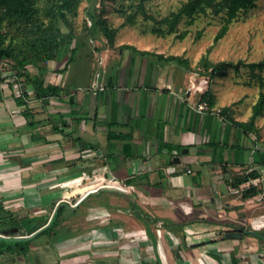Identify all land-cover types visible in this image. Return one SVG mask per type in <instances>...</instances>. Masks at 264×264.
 <instances>
[{
  "label": "crops",
  "instance_id": "0c3cea01",
  "mask_svg": "<svg viewBox=\"0 0 264 264\" xmlns=\"http://www.w3.org/2000/svg\"><path fill=\"white\" fill-rule=\"evenodd\" d=\"M93 39L90 36L73 55L68 51L66 56L47 62L41 75L45 84L61 88L58 96L36 97L26 83L27 96L20 103L11 85L0 81L3 188L9 192L11 186L16 190L25 187L28 176L44 175L47 162L65 166L72 162L93 180L88 187L93 185L97 190H88L81 197L83 202L105 193L129 206L134 199L141 209L150 204L160 217L151 219L156 235L162 236L165 230L176 234L164 226V215L167 222L189 234L187 245H199L193 250L199 252L202 264H264V238L255 232L264 234V205L243 207L245 200L259 197L261 192L241 200L237 191L246 181L238 187L232 185L236 176L256 171L259 176L249 179L254 180L251 185L264 188V162H257L263 161L264 155L260 160L253 158L256 144L250 133L214 112H198L192 97L184 94L192 72L158 57L170 53L153 44L135 48L131 42H118L117 37L113 47L92 46ZM28 72L35 75L38 70L30 66ZM95 82L102 83L104 89L93 88ZM213 108L219 109L215 103ZM105 176L132 186L130 197L100 192L98 182ZM27 188L29 204H39L44 195L41 189ZM247 213L252 214V218L246 217L251 228L242 226V216ZM143 226L139 232L148 234L149 225ZM149 241L148 249L157 252L162 264H189L193 260L184 253L174 255L172 250L165 255L159 247L165 240L162 244L152 238ZM30 249L31 243L26 256L20 254L29 264ZM16 255L4 253L0 258ZM115 259L119 264L152 262L126 255ZM105 260L87 257L65 263L102 264Z\"/></svg>",
  "mask_w": 264,
  "mask_h": 264
},
{
  "label": "rangeland",
  "instance_id": "374dc122",
  "mask_svg": "<svg viewBox=\"0 0 264 264\" xmlns=\"http://www.w3.org/2000/svg\"><path fill=\"white\" fill-rule=\"evenodd\" d=\"M184 1L186 0H147L145 7L148 13L156 19H160L176 11ZM94 2V6L90 7V1L81 0L77 15L71 19L76 34H86L85 28L90 26L87 11L93 12L96 9L97 13H101L102 17L106 18L110 26L118 29L115 36L118 42H131L135 48L153 44L165 53L187 58L189 68H186L192 72L191 75L193 73H198L199 76L211 74V67L205 69V63L215 65L224 61L238 64L237 68L225 67L224 70L211 77L210 94L217 108H228L229 114L239 121L250 119L251 106L257 101L260 92L264 93V69L260 70L257 67L252 69L247 65L251 62L264 60V0H257L254 8L239 12L230 23L226 34L216 43H213V38L223 23L222 14L199 15L191 24L182 20L175 34L159 35L151 31L157 24L151 20H144L141 15L136 16L133 24L122 25L124 18L118 10L123 6L127 12H133L129 5L135 1L95 0ZM62 29L66 34V27L62 26ZM182 32L185 33V36L182 39L178 38L177 34ZM91 37L94 38V42L91 41L92 46L104 47L107 45L106 38L97 30ZM21 80L23 79L21 78ZM260 83L263 84L262 87ZM21 86L25 91V85ZM255 125V131L250 132V137L256 144L253 158L260 160L263 158L261 155H264L262 153L264 152V110L256 118ZM44 169L46 171L41 177L38 173H34L31 177L28 176V183L23 184L25 187L18 188V191L11 186V191L8 192V189L3 188L2 181H0V205L19 219L35 216L36 220L33 225L35 228L49 221L57 203L63 202L74 208L65 210L59 218L55 227L57 231L55 235L50 236V231H48L30 241V264H35L40 260L44 262L43 264H62V260H65L64 264H72L65 262L68 259L72 262L87 260V257L93 260L106 259V262L103 261L102 264H119L115 258L121 255L152 261H144L142 264H162L157 260V252L152 248L148 249V245H151L150 238L157 244L165 240V242L163 241L164 246H159L161 251L166 252L165 255L172 250L174 255L184 253L185 256H192L193 260L189 264L201 263L199 252L193 250L199 245H187L185 238L189 234L180 230L179 226H176V234L166 233L165 230L162 232V236L156 235L155 227H153L154 222L151 219L160 217L153 213L150 204H146L149 206L147 209H141L134 199L129 206L105 193L88 197L84 202L77 204L87 192L97 191L95 188L87 189L93 180H88L86 173L75 169L72 162H67L66 166L63 163L47 162ZM109 179L111 178L105 176L98 183L106 185ZM30 186L33 189L37 187L43 192L44 195L39 204L37 201L34 205H30L26 199V191L29 189L27 187ZM102 189L105 188H101L100 192L104 191ZM263 190L264 188L260 185L259 197L247 200L248 202L245 200L243 207L250 209L253 206L264 205ZM15 191L17 193H14ZM125 194L130 197L129 193ZM237 194L241 200L244 199L241 189L237 191ZM8 195L13 197L8 198ZM130 207L134 208L131 210ZM2 215L5 214L2 213ZM251 215L247 213V216H242L244 219L241 221L244 228H251V223L246 218H252ZM149 216L151 218H147ZM163 216L161 218L166 221ZM145 224H148L151 229L148 234L140 233L138 230V228H144ZM3 230L9 231L7 236L27 234L26 231L11 232V229L4 228L0 234H4ZM183 248L185 252L182 251ZM18 255L0 258V264H29L27 259Z\"/></svg>",
  "mask_w": 264,
  "mask_h": 264
},
{
  "label": "trees",
  "instance_id": "16d2710c",
  "mask_svg": "<svg viewBox=\"0 0 264 264\" xmlns=\"http://www.w3.org/2000/svg\"><path fill=\"white\" fill-rule=\"evenodd\" d=\"M90 1V7L94 6L95 0ZM129 7L133 12H127L124 7L118 12L123 16L122 25L133 24L137 15H141L144 20H151L157 24L151 31L154 34L165 35L176 33L179 24L185 20L187 24H191L199 15L222 14L223 23L214 34L213 43H216L228 31L230 23L236 18L239 12L245 11L256 6L257 0H186L181 6L163 18L156 19L146 10L147 0H133ZM81 0H0V62H7L10 69L14 71L19 79H23V84H30L33 87L36 97H55L61 92L59 86L45 84L41 75L46 70L47 62L56 59L60 55L66 56V52L73 55L77 48L85 46L87 39L97 30L103 37L106 38L107 45L113 47L114 40L118 29L109 25L105 17L101 13L95 11H87V18L90 26L85 28V35L76 34L74 27L71 24V19L77 15L78 6ZM66 27L67 32L64 34L62 29ZM185 33H178V38H183ZM73 39L75 44L70 47ZM124 47V46H122ZM209 49L207 50V53ZM158 57L164 61L171 62L175 66L188 67L187 58L179 55L158 54ZM252 69H264V60L251 62L247 64ZM36 67L38 73L30 75L28 68ZM205 69L211 67V77L225 67H238V64L232 62H219L215 65L208 63L204 64ZM189 68V67H188ZM3 79L0 78V81ZM10 84V83H7ZM11 85V84H10ZM262 83L260 86L262 87ZM27 93L24 92L23 97H15L20 103H24ZM209 97L210 107L214 105V99L211 94L206 93ZM252 114L248 121H239L228 112V108H219V115L228 120L231 124L239 127L245 133L255 131V120L263 113L264 110V93L261 91L257 101L251 106ZM262 154V153H261ZM257 162H264L257 161ZM259 174L256 171L249 172L244 175L236 176L233 179L232 185L238 187L244 181L250 178H256ZM108 190V189H102ZM113 190V189H112ZM100 191V190H99ZM116 191V190H115ZM259 189L250 186L242 190L244 199L253 197L259 193ZM126 195L125 193H122ZM83 202L80 200L77 204ZM54 206V215L47 221V226L40 231L35 237L40 234L50 231V236L56 234V224L59 218L64 214L65 210H73L74 208L66 203L59 202L57 207ZM4 213L5 215H2ZM136 215V211L134 212ZM143 218V217H142ZM145 219V218H143ZM164 226L176 231L174 223L164 221ZM0 231L4 229H12L14 227L22 228L19 218L12 212H8L0 205ZM3 226V227H2ZM183 224H181V227ZM40 227V226H39ZM24 229V228H23ZM24 230H22L23 232ZM258 234L262 232L255 231ZM13 238L15 236H9ZM32 239L24 240H2L0 239V255L4 253H18L26 255L29 249V244Z\"/></svg>",
  "mask_w": 264,
  "mask_h": 264
},
{
  "label": "built area",
  "instance_id": "2783aa9c",
  "mask_svg": "<svg viewBox=\"0 0 264 264\" xmlns=\"http://www.w3.org/2000/svg\"><path fill=\"white\" fill-rule=\"evenodd\" d=\"M194 75H196L197 77H195ZM0 78L3 79L5 82L11 84L12 93L14 97L21 98L24 96L25 91L22 89L21 86L23 84V80L16 77L14 71L10 69V65L7 62H0ZM210 79L211 74H204L199 76L198 73H193L189 80V85L184 89V94L188 97H192V99L194 100L193 106L198 112L210 111L219 115V109H214L213 107H210L209 97L205 96L206 93L210 94L211 92L209 84ZM92 87L98 90L104 89V86L100 82L93 83ZM189 171L190 170H188V172ZM251 181L253 182L254 180ZM251 181L247 180L246 183L243 184L244 187L242 186L240 187V189L244 190L252 186ZM101 188L113 189L121 193H129L130 190H134L132 186L121 183L114 178L109 179L106 185H100L97 189Z\"/></svg>",
  "mask_w": 264,
  "mask_h": 264
},
{
  "label": "water",
  "instance_id": "95a60500",
  "mask_svg": "<svg viewBox=\"0 0 264 264\" xmlns=\"http://www.w3.org/2000/svg\"><path fill=\"white\" fill-rule=\"evenodd\" d=\"M107 191L121 193L119 191H115V190H112V189H108ZM57 205H56V207H57ZM53 215H54V211H53V213L51 215V218L53 217ZM35 219H36V217L32 216V218L31 217H26V218H23V219L20 220L21 226L27 232L26 235H24V236H15L13 238H10L9 236L6 235V234H8L9 231L8 230H3L4 234H0V239H2V240H24L25 239L26 240V239L34 238L40 231H42L47 226V224H46V225H43V226L38 227V228H35V227L30 228L29 224L32 221H34ZM16 230H17L16 228L12 229L11 232H16ZM245 232L248 233V234H252L253 230H245Z\"/></svg>",
  "mask_w": 264,
  "mask_h": 264
},
{
  "label": "flooded vegetation",
  "instance_id": "af4514ba",
  "mask_svg": "<svg viewBox=\"0 0 264 264\" xmlns=\"http://www.w3.org/2000/svg\"><path fill=\"white\" fill-rule=\"evenodd\" d=\"M20 220H21V219H19V221H20ZM35 220H36V219H35ZM34 224H35V222L32 221V222L29 224V227L32 228ZM14 228H18L19 231H22V230H23V227H22V228L14 227ZM24 231H25V230H24Z\"/></svg>",
  "mask_w": 264,
  "mask_h": 264
},
{
  "label": "bare ground",
  "instance_id": "6f19581e",
  "mask_svg": "<svg viewBox=\"0 0 264 264\" xmlns=\"http://www.w3.org/2000/svg\"><path fill=\"white\" fill-rule=\"evenodd\" d=\"M92 187H94V186H93V185H91V186L87 187V189H89V188H92Z\"/></svg>",
  "mask_w": 264,
  "mask_h": 264
}]
</instances>
